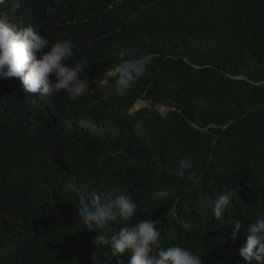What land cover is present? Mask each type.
<instances>
[{
	"label": "trees",
	"instance_id": "trees-1",
	"mask_svg": "<svg viewBox=\"0 0 264 264\" xmlns=\"http://www.w3.org/2000/svg\"><path fill=\"white\" fill-rule=\"evenodd\" d=\"M135 1L126 14L138 11V23L156 0ZM12 2L3 5V12L14 21L31 22L50 39L70 35L74 56L90 65L86 72L100 68L102 39H96L92 27L75 21L77 10L70 1L20 0L14 13ZM160 8L178 12L185 29L199 33L197 38L168 21L169 34H162L164 44L172 43L199 66L182 64L186 82L171 84L170 104L176 111L163 129L148 136L113 116H84L56 93L46 97L50 120L37 126L31 118L37 101L22 102L0 78V242L13 238L17 243L2 264H92L97 249L91 241L98 232L87 229L76 207L92 194L102 199L125 194L137 204L131 221L109 223V235L140 220L160 219L163 246L179 243L204 264H245L237 254H227L219 230L232 231L231 223L244 215L240 195L262 193L256 179L264 169V0H161ZM119 36L155 46L144 30L127 27ZM189 36L193 40L184 43ZM156 68L152 59L134 91L152 82L148 94L158 100L170 77L154 75ZM146 116L140 111L134 121ZM149 141L153 146L146 154ZM63 144L73 149L65 152ZM118 147L134 151L135 160L123 155L121 163L111 156L109 151ZM76 154L81 161L73 159ZM185 157L197 162L203 174L199 185L177 174L178 160ZM161 188L167 196L156 198ZM228 189L232 198L235 192L238 196L217 220L210 205ZM257 209L264 211L260 205ZM182 222L189 227H181ZM130 255H121L124 264ZM110 264H117L116 258Z\"/></svg>",
	"mask_w": 264,
	"mask_h": 264
},
{
	"label": "clouds",
	"instance_id": "clouds-1",
	"mask_svg": "<svg viewBox=\"0 0 264 264\" xmlns=\"http://www.w3.org/2000/svg\"><path fill=\"white\" fill-rule=\"evenodd\" d=\"M7 1L0 0V78L7 86L15 89L22 102L27 104L31 99L37 101L31 115L37 126L50 120L46 97L56 93L60 95L62 102L69 103V107L78 106L84 116H113L127 122L133 131L148 136L152 123L149 108L162 112L175 111L170 104L171 88L167 87H171L172 82L182 85L186 82L183 63L191 67L199 66L183 56L182 51L163 43L162 34H169L168 21L172 27L196 37L199 33L195 30L187 31L178 12L163 11L160 8L161 0L149 4L148 15L138 23V11L126 14L135 0H52L56 4L70 1L77 10L75 21L92 27L98 34L96 39H102L99 45L101 66L92 74L86 72L90 67L87 59L74 56L76 44L70 35L63 39H50L40 29H34L36 27L31 22L14 21L8 12H3V5ZM20 7V0H13L10 11L14 13ZM127 27L146 31L155 46H148L138 38L131 40L130 36L120 37V31ZM192 37L185 38V41L193 40ZM157 50L164 55L173 56L166 67L162 57H154ZM152 59L158 64L154 75L164 72L170 77L158 100L148 94L152 82H148L143 90L134 91L145 78L147 66ZM176 74L178 78H175ZM94 80H97L96 83H93ZM139 100L142 102L136 106L135 103ZM140 111L147 112V116L134 121ZM63 146L65 152L73 149L65 144ZM109 154L118 158L121 163V157L125 155L120 147L110 150ZM130 158L135 160L136 157L133 154ZM73 159L82 160L78 154ZM197 168L198 164L192 158H181L178 160L177 174L181 179L186 178L191 184L199 185L203 174ZM115 191L120 192L119 188ZM154 196L166 197L167 191L161 188ZM231 198L232 190L228 189L211 203L215 219L220 220L224 216ZM176 203H179V199ZM76 207L78 217L87 229L98 232L91 241L97 249L91 254L92 264H110L113 258H116L117 264H124L120 257L127 252L131 253L128 264H204L200 255L179 243L163 246V237L158 227L160 219L140 220L120 227L109 235L110 222L131 221L136 215L137 204L131 196L117 194L115 197L102 199L100 195L92 194L87 199L81 198ZM174 208L175 205L173 210ZM231 224L235 227L232 234L235 240L242 222L236 220ZM181 227L188 228L189 225L182 222ZM247 232L246 242L237 254L239 260L245 264H264V211H260L248 222ZM11 240L13 238L0 242L1 256L6 255V248L11 246ZM103 246H107L108 250L104 251ZM100 252L102 255L98 254Z\"/></svg>",
	"mask_w": 264,
	"mask_h": 264
},
{
	"label": "bare ground",
	"instance_id": "bare-ground-1",
	"mask_svg": "<svg viewBox=\"0 0 264 264\" xmlns=\"http://www.w3.org/2000/svg\"><path fill=\"white\" fill-rule=\"evenodd\" d=\"M144 25V22H143ZM198 38V37H197ZM186 41H184L185 43ZM168 45H173L172 43H167ZM178 46H181L182 43L179 41L177 42ZM162 57L163 60V64L165 65V63L167 64V62H170L173 58V56L170 55H164L160 50H157V52L154 54V57ZM170 83V82H169ZM167 88H171V87H167ZM172 88H171V93H172ZM142 101L139 100L135 103V105H139ZM176 111V110H175ZM149 112H150V118L152 119V123L150 126V130H154V129H158L161 128L163 129V126L165 127L169 117H170V112H162V111H158L154 108H149ZM148 115V116H149ZM53 122V121H52ZM53 124V123H52ZM153 142L149 141L145 148H144V152L146 154L149 153V151L152 149V144ZM148 150V151H147ZM133 153L126 150L125 151V157L129 156V155H133ZM264 166V163L262 164V167ZM256 186L258 189L262 190L261 196L260 197H255L254 195H251L250 197H243V196H239V199L242 200L245 203V212L244 215L241 217L240 221L242 222V228L239 232V234L237 235V238L235 240H233L232 238V234L235 230V227L233 228L232 231H227V229H221L219 230V241L222 242V244L224 245V247L226 248L227 254H238L239 253V249L245 244L246 239H247V224L248 222H250L251 220H253L258 213L260 212L259 209H257V206L260 205V208L262 210H264V169L262 174L260 175V177H258L256 179ZM238 196V193H234L233 198H236ZM232 198V199H233ZM234 226V225H233ZM15 241L14 239L11 240V246H7L6 248V255H3L0 257V264H2L6 259H10L12 253L16 250L17 248V243L13 242ZM213 247V244L210 243Z\"/></svg>",
	"mask_w": 264,
	"mask_h": 264
},
{
	"label": "rangeland",
	"instance_id": "rangeland-1",
	"mask_svg": "<svg viewBox=\"0 0 264 264\" xmlns=\"http://www.w3.org/2000/svg\"><path fill=\"white\" fill-rule=\"evenodd\" d=\"M97 80H94L93 83H96ZM33 221H30V223H32ZM0 257H1V254H0Z\"/></svg>",
	"mask_w": 264,
	"mask_h": 264
}]
</instances>
